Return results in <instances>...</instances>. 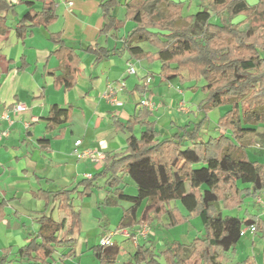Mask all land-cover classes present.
I'll return each instance as SVG.
<instances>
[{"label": "trees", "instance_id": "obj_1", "mask_svg": "<svg viewBox=\"0 0 264 264\" xmlns=\"http://www.w3.org/2000/svg\"><path fill=\"white\" fill-rule=\"evenodd\" d=\"M118 1H101V34H111L116 39H120L117 32L125 24L115 14ZM124 3L126 19L134 25L122 39L121 47L93 43L85 50L99 60L125 52L130 58L158 60L162 80L194 81L195 85L203 82L201 89L206 97L200 109L209 111L223 105H228V109L218 118L219 134L207 139L202 138V121L195 124L193 131L184 127L183 131L161 137L156 121L151 119L152 112L140 102L126 122L115 119L116 129L129 133L128 147L124 152L107 155L98 174L105 177L103 204L130 203L124 208L117 229L139 228L164 217L168 220L166 226H175L195 215L200 216L205 231L190 244L170 242L160 254L154 245L139 239L123 264H226V254L242 239L245 226L253 225L264 239L263 217L224 212L240 209L246 197L264 192V161L252 159L243 141L245 135L258 133L264 142V129L260 133L255 127L264 125V0H257L255 5L247 0H201L202 11L217 16L216 22L200 19L196 14L184 15L183 1ZM12 6L0 0V13ZM236 16L244 17L242 22L249 24L248 29H241V22L234 21ZM57 18L55 0H44L42 11L34 14L30 9L16 24L17 35L25 38L30 28ZM0 21H4L1 14ZM51 39L56 44L52 53L58 57L61 70L60 74L53 73L55 86L71 90L77 84L81 55L60 32L52 33ZM141 42L149 43L156 51H146ZM145 86L146 82L141 83L134 90H143ZM69 112L70 108L55 106L46 119L50 124H60ZM137 126L141 127L139 135ZM125 175L135 182L136 193L124 190ZM95 178L96 175L84 178L81 190L75 187L34 192L47 201H58L66 217L57 220L42 212L37 218V232L17 248L13 257L8 248L0 264L14 260L21 264H61L63 257L73 255L76 237L83 226L74 194L77 192L79 198L89 195L96 186ZM178 202L188 211L187 215L181 212ZM4 203L5 200L0 202V220L5 217ZM120 249L116 241L90 247L98 264H116Z\"/></svg>", "mask_w": 264, "mask_h": 264}, {"label": "crops", "instance_id": "obj_2", "mask_svg": "<svg viewBox=\"0 0 264 264\" xmlns=\"http://www.w3.org/2000/svg\"><path fill=\"white\" fill-rule=\"evenodd\" d=\"M101 1L55 0L57 20L30 28L26 37L20 38L16 32V24L30 9L34 14L42 11L44 0H6L13 6L0 13L4 18L3 23L0 21V183H7L6 187L8 188L5 190L0 188V192H14L13 198L17 197L16 194L19 191L17 188L24 186V181L33 183L39 190L45 191L74 187L79 189L75 182L80 166L82 164L86 166L88 162L92 161L89 158L84 161L75 158V150L78 149V145L81 144L82 148L102 146L105 157L94 164L97 171L103 169L107 155L112 156L127 149L129 133L122 131L124 136L118 141V132L121 130L116 129L114 121L118 119L126 122L124 117L130 112L124 99L129 92V82L126 78L129 75L127 64L130 55L127 52L112 54L108 58L99 60L93 53L87 52L85 49L93 43L109 48L121 47L122 39L132 27L130 26L120 39H113L110 35L101 34L104 25ZM247 2L249 3V0ZM256 3L257 1L249 4L255 5ZM116 15L118 16V14ZM125 21L134 25L129 19H125ZM56 32H60L67 44L75 47L81 55L82 61L77 84L68 91L55 86L53 73H61L60 61L52 53L56 44L51 39V35ZM123 58L124 60H121ZM131 59L136 61L135 58ZM136 73L141 79L136 86L146 82L145 90L150 89L152 84L168 82L170 85L171 80H162L159 74L151 68H140V71L136 70ZM152 73L154 74L152 75ZM121 82H125V85L120 84ZM109 85L120 86L116 96L123 103L122 105L113 103L105 96ZM134 99L141 103L142 98L139 93L135 95ZM18 103H23L26 108L17 111L15 107ZM141 105L151 112L154 110V107L150 108L142 103ZM55 106L70 108V112L64 122L53 125L48 122L46 116ZM130 108L134 113V103ZM78 141H80L79 144ZM250 157L262 161L259 156L254 155L253 157L250 154ZM86 169L89 168L86 167ZM87 174L89 173H84V178H88ZM45 185H50L51 188H44ZM124 185L125 191L136 193V184L128 175L124 176ZM30 191L36 192L37 189L32 187ZM104 191L102 201L106 196V190L104 189ZM4 199L8 201L6 198ZM124 202L121 201L118 205H106L122 207L118 224L123 216L124 208L130 206V203ZM45 203H54L53 208L58 206V201L54 198L46 200ZM243 205L240 209H234L233 212L228 209H224V212L243 215L242 217L256 214L264 218V207L255 200L253 204H250V207L246 205L243 207ZM64 217H66L65 212L57 220ZM167 221V218L164 217L151 223L147 238H140L142 241H148L149 245H154L156 252L158 248L163 250L167 243L161 247L156 244L155 230L158 227H167ZM99 223L103 224L102 220H99ZM137 229L138 226L107 232L105 228L103 230L96 224L88 230L90 234L92 233L93 243H91V238L83 236L81 231L76 237V251L71 256L63 257L60 263L98 264L91 250L85 253L84 251L93 245L100 244L101 240L108 235H112V242L116 241L121 245L116 264L120 257L124 258L121 263L123 264L137 245L132 239H128L125 231L133 233ZM244 229L246 231L242 239L246 238L243 243L246 254H242V257L238 256L240 259L235 263L238 255L237 245L240 240L226 254L225 263L264 264V239L261 233L252 230L250 225L245 226ZM186 231L189 234L190 230L186 229ZM36 232L29 233V236L25 237L27 242ZM181 239L175 240L190 244L194 237L185 241ZM23 244L21 242L19 244L11 243L7 246V249H11L12 257L17 248ZM13 262L19 263L16 260Z\"/></svg>", "mask_w": 264, "mask_h": 264}, {"label": "rangeland", "instance_id": "obj_3", "mask_svg": "<svg viewBox=\"0 0 264 264\" xmlns=\"http://www.w3.org/2000/svg\"><path fill=\"white\" fill-rule=\"evenodd\" d=\"M175 1H183L184 2V8H183V14H196L198 18L200 19H209L214 22L217 21L218 17L213 15L209 12H203L202 8L200 6L201 0H175ZM216 2L222 1V0H215ZM248 1V0H247ZM257 0H249V3H254ZM123 0H119L116 6L115 13L118 14L120 19L124 20L126 19V6L125 3H123ZM244 19L243 16H236L234 18L235 22H241V29H248L249 24L242 22ZM132 27V23H126L121 26L117 34L119 37L126 34V31L128 28ZM111 36V34H109ZM113 39H116L115 37L111 36ZM120 42V41H119ZM146 51H156V48L150 45L146 42L139 43ZM121 60H124L121 59ZM131 62H134L133 59L130 58ZM135 69L139 72L140 68L145 69H152L157 74L160 71V62L158 60L151 62L147 58H139L136 59L134 62ZM139 74H129L127 76L128 80V86H129V92L125 95L124 99L127 102V108L130 110V112L124 117L125 120L133 114V109L130 108V106L134 103V106L136 103L135 95L140 94L142 99H149L152 103H154V110L151 119L156 121V128L160 132L161 137H168L176 132L183 131L184 127L188 128L190 131L194 130L195 124L200 123L201 121L204 123L202 127V138L207 139L211 136H217L220 132V130L217 127L218 118L220 115L224 114L227 109L228 105H223L219 107H215L209 111H204L203 109L199 108V105L201 101L206 97V94L202 91L201 86L203 85V82L200 81L198 84L195 85L194 81H185L184 83L180 79H172L170 81V85L168 82H163L159 84H152L150 86V89H143L141 90H134L137 83H140L141 79L138 76ZM195 87V88H193ZM132 93V94H131ZM183 107V109H181ZM206 118V119H205ZM188 125V126H187ZM257 131L260 133L264 129V125H257L255 126ZM141 132V127H136V133L139 135ZM118 141L122 139L124 136L122 131L118 132ZM243 141L247 144L250 154L254 157V155L259 156L262 161L264 160V154L261 155V153L264 152V142L261 139V137L254 133H249L243 137ZM81 145V144H80ZM80 145H78V151L84 152L86 150H99L103 151V148L101 145L98 147H85L82 148ZM76 159H79L81 161H84V159H88L87 156H84L82 158H78L76 155ZM90 159V158H89ZM92 162H88L85 166V164H82L80 166V171L76 175V186H79V190H81L82 184L81 181L84 179L85 176L84 173H90L92 175H96L95 178V184L96 186L92 190V192L89 195H86L84 198H79L77 192L74 194V202L78 210H81L82 219H83V226H82V235L86 237L91 238V243H93L92 239V233H89V229L98 224L101 229L106 231H116L118 221L121 216L122 207L121 206H106L104 204H101L102 198L105 194L104 186H105V177L103 175H99V171L96 170V164L97 162L90 159ZM89 168L88 170L86 169ZM24 186H20L17 188L19 191L16 194L17 197L13 198L14 192H0V202H3L6 198L8 201H5L4 203V212L5 217L0 220V259L2 256L8 252L7 246H9L11 243H18L21 242L22 244L27 242V239H25L26 236H29V233L35 232L39 228L38 223V216L42 212H46L49 215H53L55 219L61 218V216L64 214L63 211L59 210L58 206L56 208H53L54 203H45L46 199L41 198L35 195L34 192L30 191V188L39 190L38 187L33 185V183H29L27 181H24ZM241 186H244L240 183ZM7 186V183L3 182L0 183V188H3L5 190ZM44 188H51L50 185H45ZM54 188V187H52ZM56 188H59L56 186ZM75 188V187H74ZM78 191V190H77ZM255 197L248 196L245 199L244 205L247 207H250V204L254 202ZM256 201V200H255ZM128 203V202H124ZM57 205V203H56ZM179 207L181 208V212L184 215L188 214V211L182 206L180 202H178ZM243 205V207H245ZM260 205V204H259ZM233 212V210H231ZM243 216V215H242ZM101 218V219H99ZM99 220H102L103 224L99 223ZM107 221V222H106ZM106 224V225H105ZM177 226V227H175ZM175 226H163L158 227L155 230V234L157 235V245L164 246V243L169 244L170 242L175 241V239H181V240H188L195 238L196 235L203 236L204 234V227L202 220L200 216L191 215L185 220L184 222H181ZM175 227V228H173ZM173 228V229H172ZM186 229H189V234H187ZM118 230V229H117ZM121 233V232H120ZM123 233V232H122ZM128 233H131L130 231ZM155 235V236H156ZM119 238V236H117ZM197 237V236H196ZM30 238V237H29ZM131 240L130 238H128ZM127 239V240H128ZM126 241V240H125ZM246 238L244 237L241 239V241L238 243V255L236 256L235 263L237 260L242 257V254H246V250L243 248V243H245ZM251 247V246H250ZM124 248V246H123ZM165 249V246L163 247ZM90 251V248L87 249L88 252ZM92 251V250H91ZM162 251L161 248H158V254H160ZM245 252V253H244ZM94 255V254H93ZM240 256V257H238ZM244 256V255H243ZM96 258V256H95ZM159 258L164 261V258L162 256H159ZM97 259V258H96ZM124 260L123 257H120L117 264H121ZM98 261V260H97ZM234 262V261H233ZM231 263V264H235ZM4 264H19L16 262L9 263L6 261Z\"/></svg>", "mask_w": 264, "mask_h": 264}, {"label": "built area", "instance_id": "obj_4", "mask_svg": "<svg viewBox=\"0 0 264 264\" xmlns=\"http://www.w3.org/2000/svg\"><path fill=\"white\" fill-rule=\"evenodd\" d=\"M127 72L129 74H134L136 73V69L134 67V63L131 61H128L127 64ZM149 80V79H148ZM120 84L125 85V82H121ZM120 86H114V85H109L108 89L105 93V96L112 101L113 103L117 104V105H122L123 103L121 101L118 100L117 98V92L118 90H120L119 88ZM141 103L144 104L145 106H148L150 108L154 107V104L149 100V99H142ZM26 106L23 103H18L15 107V109L17 111H21L23 109H25ZM183 109V107L181 108ZM184 110V109H183ZM5 134V132H4ZM1 136V135H0ZM80 143V141H78V144ZM75 154L78 156V158H82L84 156H87L88 158L92 159L95 162H100L104 157L105 154L102 151L99 150H86L84 152H80L78 151V149L75 150ZM92 174H87L86 177H91ZM255 200L258 204L262 205L264 207V192H262L261 194L257 195L255 197ZM250 228L252 230H254V226L250 225ZM245 229L242 230V234L245 233ZM125 234L130 237L132 239V241L137 244L140 238H146L149 234V225L148 224H143L141 225L137 231L133 232V233H128V231H125ZM101 244H112V235H108L107 237H105L104 239L101 240Z\"/></svg>", "mask_w": 264, "mask_h": 264}]
</instances>
